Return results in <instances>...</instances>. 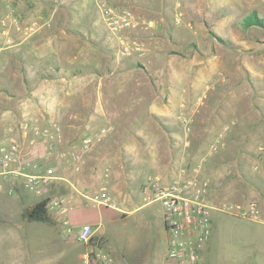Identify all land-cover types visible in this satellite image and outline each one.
Listing matches in <instances>:
<instances>
[{"label": "rangeland", "instance_id": "rangeland-1", "mask_svg": "<svg viewBox=\"0 0 264 264\" xmlns=\"http://www.w3.org/2000/svg\"><path fill=\"white\" fill-rule=\"evenodd\" d=\"M105 5L136 16L128 34L140 51L120 54ZM15 16L38 25L28 36L13 31L16 46L0 50V138L22 120L58 121L68 143L108 127L79 175L102 170L113 194V183L135 188L158 169L174 178L197 167L213 206L201 264H264V224L220 210L264 204L263 150L233 138L242 127L264 137V0H0V33ZM77 27L82 36L70 31ZM72 172L58 170L64 179L35 196H64ZM145 214L107 223L105 246L134 263L168 264L156 219ZM17 231L22 244L0 243V264H18L27 250L37 254L32 264H79L80 244L59 221L20 222ZM0 237L13 238L1 228Z\"/></svg>", "mask_w": 264, "mask_h": 264}, {"label": "built area", "instance_id": "built-area-1", "mask_svg": "<svg viewBox=\"0 0 264 264\" xmlns=\"http://www.w3.org/2000/svg\"><path fill=\"white\" fill-rule=\"evenodd\" d=\"M101 10L108 30L119 39L120 54L140 51L139 44L128 34L139 25L136 16L130 10L115 5H105ZM147 24L152 26L153 22ZM37 25V22L23 25L17 16L9 25L3 23L0 34L4 39L0 50L16 44L13 31H23L28 36L36 31ZM108 132L109 128L103 127L68 143L58 121L46 125L19 121L9 128L8 136L0 138V189L5 183L20 181L23 188L34 195L46 193L52 181L64 179L58 170L62 174L67 170L80 172L85 154ZM206 187L207 181L197 167L190 171L182 167L174 178L168 180L154 174L146 177L144 189L148 192L147 199L159 202L163 209V224L167 231L165 260L168 264H201L200 254L212 234L213 206L206 200ZM12 190L10 187L9 191ZM81 195L92 205L117 208L106 185H101L94 193L85 191ZM44 197H48V214L59 217L65 226L64 232L73 234L84 245L79 264H125L117 260L100 237L94 235L91 225L78 227L70 223L64 196L46 194ZM220 210L264 224V212L255 201L246 203L236 212L227 206Z\"/></svg>", "mask_w": 264, "mask_h": 264}, {"label": "crops", "instance_id": "crops-1", "mask_svg": "<svg viewBox=\"0 0 264 264\" xmlns=\"http://www.w3.org/2000/svg\"><path fill=\"white\" fill-rule=\"evenodd\" d=\"M16 39V38H15ZM16 46V44L14 45ZM79 75V74H74ZM257 118H260L257 116ZM259 120H262L259 119ZM245 129V133L242 137L233 136V138L243 139V142L249 141V142H257L259 144L258 149H262L264 153V143L262 144V141L264 142V137L254 134L251 132V128L242 127ZM250 131V132H249ZM7 135L8 132H7ZM66 136V134H65ZM67 136L65 140L67 141ZM263 145V146H262ZM247 149V148H246ZM89 153V152H88ZM88 153L85 157H87ZM85 157L83 158V164H82V170L83 166L85 165ZM90 158L88 157L86 160L89 161ZM94 168V167H93ZM90 169L88 172L84 171L83 174L79 175L80 172L73 171V175H70L71 180H68L67 183L69 184L67 187L66 194H64L66 204L69 207L67 217L70 221V223L74 226H82L84 224L91 225L94 229V235L96 237H100L106 244L107 237L105 236V225L107 223H123V225H127V219L131 218L130 222L135 223L137 221V215L141 211H144L146 214L142 215L144 218L146 216L154 215L156 219V223L158 226L157 234H155V242L156 244H161V247H163V250L165 252L162 254V256L165 259V253H166V247H167V231L165 230L164 224H163V209L159 202L157 201H150L147 199L148 192L144 189L143 184L139 185L134 188L133 185H129V183L121 184L119 186L116 185V183H113L112 186L115 187V194H113L114 201L116 203L117 208L103 206V205H92L89 201V199H86L81 195V192H88V193H94L99 190L100 186L104 183L103 179V172L101 170L96 169ZM168 170L166 168H163L162 170H157L158 173L162 175H158L163 180H168L171 177L168 176ZM17 182H9L5 183L3 185V188L0 189V216H2L4 219L0 220V228L3 229V231L6 234L12 235V239H4L0 237V243L4 245L6 248H15L18 247L21 243V238L18 236V229L20 228V222L25 223L29 222V220L26 218L25 211L26 208L30 205H32L34 202H36L38 199L34 194L24 189V192L22 190L20 193L14 194L16 190L22 183ZM13 187L12 191H9V188ZM78 189V190H76ZM51 191H53V188H51ZM50 191V192H51ZM139 194V200H136V196ZM253 197H256V194H253ZM259 201V200H258ZM258 205L262 211H264V204L261 202H258ZM156 210L155 214L154 211ZM134 218V222H133ZM54 223L59 221V217H52ZM143 219V218H142ZM146 221L145 219H143ZM119 236V234H116ZM67 237H71L75 240V236L73 234L68 235ZM80 244L79 250H78V261L80 259V253L84 248V245L77 241ZM207 243V242H206ZM206 243L203 247V250L200 254V258H202L203 251L205 249ZM157 244V245H158ZM159 247V245H158ZM26 252V250H25ZM122 250L117 251L115 257L118 261L125 263V264H146L145 261H139L137 263H134L133 260H127L124 258V255L122 253ZM27 255L20 256V259L18 261V264H32V258L37 257V254L30 253L29 250H27ZM77 261V262H78ZM79 263V262H78ZM201 263V261H200ZM57 264H66L65 262H57Z\"/></svg>", "mask_w": 264, "mask_h": 264}, {"label": "trees", "instance_id": "trees-1", "mask_svg": "<svg viewBox=\"0 0 264 264\" xmlns=\"http://www.w3.org/2000/svg\"><path fill=\"white\" fill-rule=\"evenodd\" d=\"M254 20H256L255 17L254 18L250 17V19L247 20L248 22L247 24L249 25V23L251 22L253 23ZM80 29L81 27H77V28H73L70 31L76 32L82 36V34H80ZM74 73L81 74L82 72H74ZM47 201H48V197L40 198L36 202H34L32 205L28 206L25 211L26 218L29 221L36 220V221L50 223V224L54 223L52 217L48 214Z\"/></svg>", "mask_w": 264, "mask_h": 264}]
</instances>
